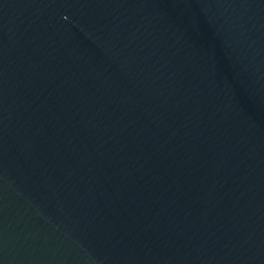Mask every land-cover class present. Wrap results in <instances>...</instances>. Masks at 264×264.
I'll list each match as a JSON object with an SVG mask.
<instances>
[{
	"label": "water",
	"instance_id": "95a60500",
	"mask_svg": "<svg viewBox=\"0 0 264 264\" xmlns=\"http://www.w3.org/2000/svg\"><path fill=\"white\" fill-rule=\"evenodd\" d=\"M0 264H264V0H0Z\"/></svg>",
	"mask_w": 264,
	"mask_h": 264
}]
</instances>
